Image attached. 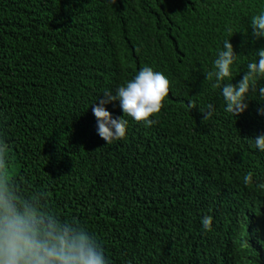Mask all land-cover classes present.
Masks as SVG:
<instances>
[{"label":"trees","instance_id":"obj_1","mask_svg":"<svg viewBox=\"0 0 264 264\" xmlns=\"http://www.w3.org/2000/svg\"><path fill=\"white\" fill-rule=\"evenodd\" d=\"M262 11L264 0H0V138L21 192L86 227L109 264H264V152L245 139L264 134V77L237 118L205 77L224 40L240 55L222 84L258 61ZM145 66L170 81L157 123L125 117L126 136L107 144L92 105ZM105 107L124 115L118 100Z\"/></svg>","mask_w":264,"mask_h":264},{"label":"clouds","instance_id":"obj_2","mask_svg":"<svg viewBox=\"0 0 264 264\" xmlns=\"http://www.w3.org/2000/svg\"><path fill=\"white\" fill-rule=\"evenodd\" d=\"M251 29L257 39L264 37V11L252 17ZM239 55L231 40H224L223 49L214 60V70L205 73L208 81L215 77L213 87L221 88L226 104L224 111L236 118L248 109L247 100L250 93L257 90L258 77H264V48H260L258 61L247 65L248 70L238 83L222 84L226 78L232 77V68ZM21 57V62L31 60L24 55ZM38 72L37 68L30 73L37 76ZM169 92L170 81L164 73L148 66L141 68L131 80L118 87L115 94L106 91L104 98H99V103L92 105L98 135L107 144L123 139L128 127L125 117L144 122L146 127L157 123L150 117L162 110ZM258 92L264 101V86L259 87ZM117 100L124 113L122 117H114L105 107ZM188 106L196 108L194 101H189ZM200 111L203 122L210 120L214 115V105L208 104L207 111ZM257 111L264 115V107ZM245 139L253 140L255 148L264 152V134ZM8 152V144L0 138V264H109L103 247L86 227L48 211L41 202L42 194L26 197L21 192L10 172ZM243 183L246 186L253 183L252 171L243 177ZM259 187L264 188V184ZM201 223L206 231H211L213 217L205 216Z\"/></svg>","mask_w":264,"mask_h":264}]
</instances>
